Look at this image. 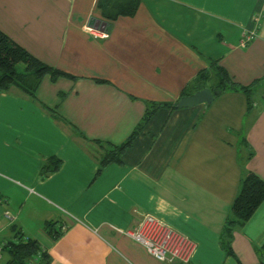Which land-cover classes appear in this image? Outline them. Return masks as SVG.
Wrapping results in <instances>:
<instances>
[{"label": "crops", "instance_id": "obj_1", "mask_svg": "<svg viewBox=\"0 0 264 264\" xmlns=\"http://www.w3.org/2000/svg\"><path fill=\"white\" fill-rule=\"evenodd\" d=\"M0 30L74 76H43L33 98L17 86L0 91L1 245L19 231L48 264H182L124 234L150 213L195 242L186 264H264V198L233 228L234 255L221 242L243 178L264 180V79L250 109L240 90L158 108L121 162L97 173L147 102H175L211 61L239 84L264 77V0H140L113 20L98 0H0ZM243 31L255 36L240 47ZM50 158L60 165L43 176ZM49 221L64 227L57 238ZM7 259L2 249L0 264Z\"/></svg>", "mask_w": 264, "mask_h": 264}, {"label": "trees", "instance_id": "obj_2", "mask_svg": "<svg viewBox=\"0 0 264 264\" xmlns=\"http://www.w3.org/2000/svg\"><path fill=\"white\" fill-rule=\"evenodd\" d=\"M139 3L140 0H98V6L102 10V15L107 20H113L119 16H132L136 12ZM107 24L109 23L107 22ZM20 65H23L22 70H18ZM47 74L52 78L57 76L74 78V76L42 62L0 30V91H8L11 86H17L25 94L33 98L37 82ZM263 79L264 77L254 79L247 85L239 84L232 80L226 68L219 64L217 60L211 61L208 67L201 69L184 86L179 98L175 102H147L140 121L129 135L120 143H110L106 146L103 155L99 159L97 173L109 163L121 162L122 154L132 145L134 139L158 108L167 107L176 109L178 108L176 106L177 101L180 98L208 87L214 98L227 90L242 91L245 95L247 109H250L254 88ZM59 165V159L50 158L41 168L42 175L49 174L51 171L57 169ZM263 198L264 180L255 172L249 171L243 178L240 190L232 202L231 213L227 218V225L222 232L221 242L228 254L234 255L232 248L233 228L237 225H242L248 220ZM55 224L56 222L49 221L45 225V228L49 233H52L53 237L57 238L64 227L59 226L55 228ZM15 237L16 240H10L3 244L2 249L8 256L6 264H27L38 251H40L39 264H48L49 255L36 239H23L19 231H15ZM260 250H262L260 253L262 255L264 253V244Z\"/></svg>", "mask_w": 264, "mask_h": 264}, {"label": "built area", "instance_id": "obj_3", "mask_svg": "<svg viewBox=\"0 0 264 264\" xmlns=\"http://www.w3.org/2000/svg\"><path fill=\"white\" fill-rule=\"evenodd\" d=\"M95 27L91 32L101 34ZM255 36L254 31H243L239 46L244 47ZM264 97V94H263ZM7 217H11L5 211ZM124 234L142 244L147 252L157 260L167 263L178 262L186 264L191 260L195 250V242L182 234L165 221L150 213H141V219L134 228L126 229ZM3 245L0 244V256ZM40 251L27 264H39Z\"/></svg>", "mask_w": 264, "mask_h": 264}, {"label": "water", "instance_id": "obj_4", "mask_svg": "<svg viewBox=\"0 0 264 264\" xmlns=\"http://www.w3.org/2000/svg\"><path fill=\"white\" fill-rule=\"evenodd\" d=\"M91 21L93 22V21H97V20L93 19ZM97 22H99V21H97ZM104 25H105V22L100 21V25H97V26L102 27ZM105 26L107 28H109L110 24H107ZM213 99H214V96H213L211 90L208 87H205L199 91L194 92L191 95H187V96L180 98L177 101L176 106L177 107H190V106H194L196 104L202 103V102L211 103L213 101Z\"/></svg>", "mask_w": 264, "mask_h": 264}, {"label": "rangeland", "instance_id": "obj_5", "mask_svg": "<svg viewBox=\"0 0 264 264\" xmlns=\"http://www.w3.org/2000/svg\"><path fill=\"white\" fill-rule=\"evenodd\" d=\"M23 69V67L22 66H19V68H18V70H22ZM263 86L261 85V83H259V84H257L256 86H255V90H254V92H253V95L254 96H259L258 94L261 92L260 90L261 89H259V88H262ZM258 91V92H257Z\"/></svg>", "mask_w": 264, "mask_h": 264}]
</instances>
